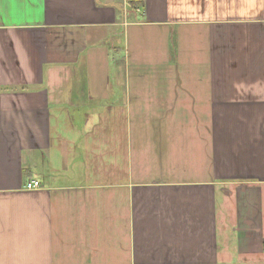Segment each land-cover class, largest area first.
Returning <instances> with one entry per match:
<instances>
[{"label": "crops", "instance_id": "crops-1", "mask_svg": "<svg viewBox=\"0 0 264 264\" xmlns=\"http://www.w3.org/2000/svg\"><path fill=\"white\" fill-rule=\"evenodd\" d=\"M141 1L0 0V264H264V0Z\"/></svg>", "mask_w": 264, "mask_h": 264}, {"label": "built area", "instance_id": "built-area-1", "mask_svg": "<svg viewBox=\"0 0 264 264\" xmlns=\"http://www.w3.org/2000/svg\"><path fill=\"white\" fill-rule=\"evenodd\" d=\"M39 187H40V182L36 179L29 180L24 186L25 189H36Z\"/></svg>", "mask_w": 264, "mask_h": 264}, {"label": "trees", "instance_id": "trees-1", "mask_svg": "<svg viewBox=\"0 0 264 264\" xmlns=\"http://www.w3.org/2000/svg\"><path fill=\"white\" fill-rule=\"evenodd\" d=\"M129 3L133 6V7H136V6H142L143 5V2L141 0H129Z\"/></svg>", "mask_w": 264, "mask_h": 264}, {"label": "rangeland", "instance_id": "rangeland-1", "mask_svg": "<svg viewBox=\"0 0 264 264\" xmlns=\"http://www.w3.org/2000/svg\"><path fill=\"white\" fill-rule=\"evenodd\" d=\"M120 65H121V63H120ZM123 67V66H122Z\"/></svg>", "mask_w": 264, "mask_h": 264}]
</instances>
